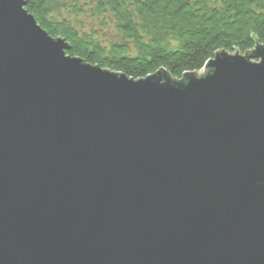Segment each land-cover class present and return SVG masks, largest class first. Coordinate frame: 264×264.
<instances>
[{"label": "water", "instance_id": "obj_1", "mask_svg": "<svg viewBox=\"0 0 264 264\" xmlns=\"http://www.w3.org/2000/svg\"><path fill=\"white\" fill-rule=\"evenodd\" d=\"M25 1L0 0V264H264V46L131 79Z\"/></svg>", "mask_w": 264, "mask_h": 264}, {"label": "trees", "instance_id": "obj_2", "mask_svg": "<svg viewBox=\"0 0 264 264\" xmlns=\"http://www.w3.org/2000/svg\"><path fill=\"white\" fill-rule=\"evenodd\" d=\"M24 9L68 43L67 55L131 79L158 70L179 79L216 52L264 46V0H26ZM84 13L100 26L84 29L73 18Z\"/></svg>", "mask_w": 264, "mask_h": 264}, {"label": "rangeland", "instance_id": "obj_3", "mask_svg": "<svg viewBox=\"0 0 264 264\" xmlns=\"http://www.w3.org/2000/svg\"><path fill=\"white\" fill-rule=\"evenodd\" d=\"M73 18H76L75 21L77 23H79L82 27H84V29H87V30L90 29V28H95L97 26H100L97 21H94L93 18L90 15L86 14V13H84V15H76V16H73ZM102 29H103V31L105 30V28H102ZM97 31H98L99 36L101 38H104V39L105 38H110V36L106 32H102L101 29H98ZM241 55H244V54H241Z\"/></svg>", "mask_w": 264, "mask_h": 264}]
</instances>
